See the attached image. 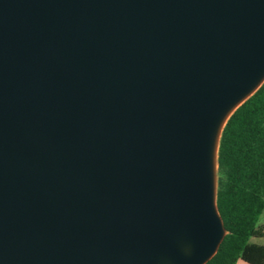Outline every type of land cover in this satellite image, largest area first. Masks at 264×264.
<instances>
[{"label": "water", "instance_id": "water-1", "mask_svg": "<svg viewBox=\"0 0 264 264\" xmlns=\"http://www.w3.org/2000/svg\"><path fill=\"white\" fill-rule=\"evenodd\" d=\"M263 83L264 0H0V264H206Z\"/></svg>", "mask_w": 264, "mask_h": 264}, {"label": "trees", "instance_id": "trees-1", "mask_svg": "<svg viewBox=\"0 0 264 264\" xmlns=\"http://www.w3.org/2000/svg\"><path fill=\"white\" fill-rule=\"evenodd\" d=\"M218 211L226 235L206 264H264L258 220L264 210V83L228 118L217 152Z\"/></svg>", "mask_w": 264, "mask_h": 264}, {"label": "crops", "instance_id": "crops-1", "mask_svg": "<svg viewBox=\"0 0 264 264\" xmlns=\"http://www.w3.org/2000/svg\"><path fill=\"white\" fill-rule=\"evenodd\" d=\"M263 215H264V210H263V212H262V214H261V217H262ZM257 224H258V226L264 227V218H263V220L260 222V217H259V220H258V223H257ZM257 238H259V239H264V236H263V237H252V238L250 239V243L258 244V245H264V243H262V242L256 240ZM236 264H251V263H249V262H247V261H245V260L239 259V260L237 261Z\"/></svg>", "mask_w": 264, "mask_h": 264}, {"label": "rangeland", "instance_id": "rangeland-1", "mask_svg": "<svg viewBox=\"0 0 264 264\" xmlns=\"http://www.w3.org/2000/svg\"><path fill=\"white\" fill-rule=\"evenodd\" d=\"M263 218H264V215H263L262 217L260 216V222L263 220ZM256 240H258V241L264 243V239H259V238H257Z\"/></svg>", "mask_w": 264, "mask_h": 264}]
</instances>
